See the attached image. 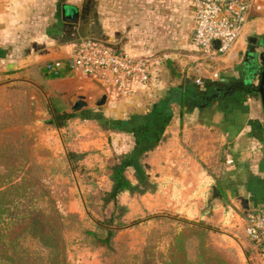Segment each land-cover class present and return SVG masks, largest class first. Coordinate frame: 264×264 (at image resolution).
<instances>
[{"label":"crops","instance_id":"obj_1","mask_svg":"<svg viewBox=\"0 0 264 264\" xmlns=\"http://www.w3.org/2000/svg\"><path fill=\"white\" fill-rule=\"evenodd\" d=\"M69 6L78 9L76 5L63 3L53 18L45 20V17L39 18L34 0H0V144L7 142L10 133L24 127L43 132L42 138L34 137L36 145L44 143L53 147L55 132L58 131V139L72 144L73 151H84V145L75 143L81 137L77 135L71 139L64 136L62 129L65 130V125L59 127L55 119L45 121L41 117L28 125H16L14 95L18 93L17 88H27L35 99H44L48 103L54 99L60 112L69 111L65 104L71 100L74 109L79 100L86 101L81 96L87 95L88 91L95 92L101 100L106 97L99 112L113 119L125 120L137 114L147 115L156 108L164 111L171 108V116L165 117L167 121L161 124L162 127L158 126L160 136L157 144L149 147L148 140L143 138L144 147L139 158L145 175L144 184L153 181L154 190L160 194L171 191L169 198L165 196L163 199L165 205L169 200L179 205L183 196L177 193L190 191L192 213L199 221L219 227V231L236 228L227 236L237 243L246 258L259 260L261 255L245 231L248 215L264 207V117L257 102L253 101V95H245L240 89L238 91L245 96L243 102L233 96L202 106L191 103L183 106L177 102L167 106L165 103L172 88L182 85L204 89L209 81L223 80H235L240 85L253 84L249 77L254 74L246 72L241 79L242 67L239 64L232 66L233 61L240 57L250 32L256 29L257 33L264 34V12L254 13L244 35L224 58L225 72L219 79H212L211 70L204 65L193 44L192 34L189 47L196 53L177 49L186 43L181 38L183 29L188 32L191 28L193 32L194 16L188 0H116L110 21H96L91 38L137 56H153L158 50L165 55L160 59L154 57L159 61V78L124 98L117 95L112 87L103 86L87 76L76 74L50 78L46 72L48 61L70 58L76 42L88 37L82 36L89 31L81 17L78 23L64 20L65 14H69L64 10ZM260 46L264 48L263 44ZM237 70L239 76L235 74ZM161 72L163 77H160ZM199 77L204 79L202 85L197 84ZM31 96L29 103L32 102ZM35 108L38 109L37 106ZM88 111L73 117L82 116L84 121L97 122L96 115L86 117ZM78 119H74V123H81ZM109 134L115 141L114 150L120 155L136 150V134L121 131H110ZM222 145L228 148L224 156L226 162L229 165L235 162L226 170L221 169L219 162L218 153L225 148ZM70 154L75 155V152L65 149L69 162ZM216 172L224 174L223 179H216ZM135 178L139 181L138 173ZM130 181L134 183V180ZM112 185L113 181L108 190ZM150 190L152 187L141 193L145 200ZM126 193L121 194L118 200ZM146 206L151 207L149 199ZM240 228L243 234H239Z\"/></svg>","mask_w":264,"mask_h":264},{"label":"rangeland","instance_id":"obj_2","mask_svg":"<svg viewBox=\"0 0 264 264\" xmlns=\"http://www.w3.org/2000/svg\"><path fill=\"white\" fill-rule=\"evenodd\" d=\"M34 2H36L39 18L45 17V20L53 18L54 13L60 11L63 3L78 6L81 12L80 17L86 22L87 29L91 32L84 33L83 37H93L96 21L100 22L103 19L104 22H109L112 8L116 4V0H34ZM74 8L76 7L69 6L68 13H71ZM40 23L45 24L42 21ZM186 30L183 29V34ZM183 34L181 38L185 39L186 43L177 49L196 53L189 47L191 28ZM263 35L257 33L256 29L251 31L246 37L240 57L233 61V68L239 64L243 69L241 79L246 73L245 59L248 52L255 48L257 53L264 51L263 47L252 44L250 39L253 37L249 36L263 37ZM227 55L222 56L216 65L223 73L225 72L224 58ZM153 57L160 59L165 58V55L158 50L154 52ZM257 62L256 69L252 70L254 75L250 77L255 86L259 83L261 69L259 58ZM238 72L237 70L236 76H239ZM161 76L163 77L162 72ZM17 89L18 93L14 95L16 125H28L41 117L45 118L43 119L45 121L54 119L56 121V115L61 111L57 101L54 102L53 99V102L48 103L44 99H35L27 88ZM252 95L253 101L257 102L260 113L264 117L260 94ZM30 96L31 103H29ZM81 97L86 100V105L80 109H73L74 103L71 100L69 104H65V108L69 110L67 112L78 116L80 112L89 110L85 114L88 118L101 114L100 118L113 119L111 116L104 115V112H99L105 103L101 104L103 98L101 100L98 93L88 91L87 95ZM36 106L38 109L35 108ZM74 119L80 120L81 123H74ZM63 123L64 136L72 137L71 139L76 138L77 135L80 136L81 139L79 138L75 143L84 145V151L79 153L73 151L72 144H65L58 139V131L55 132L53 147H47L44 143L36 145L34 137L37 135L42 138L43 132L32 128L26 130L23 129L24 127L10 133L7 142L0 144V187L15 182L8 186L6 193L0 194V206L8 205L11 213L17 206L19 209L33 208L34 211H42L49 217L59 215L62 218L63 234L68 244L67 257L70 264H143L147 262L168 264L172 254H175L173 264H183L184 257L193 264H264L262 256L259 260L256 257L246 258L237 243L227 236L230 232H235L236 228L229 227L228 231L227 229L219 231L217 229L219 227L199 221L196 214L192 213L194 208L191 207L189 199L190 191L177 193L183 196L179 205H175L169 199L165 205L164 197L169 198L172 192L162 191L160 194L159 191L154 190L153 181L147 182V185L136 181L135 175L138 172L133 166L127 165L125 173L130 180H134V183H139L136 185H139L141 191L128 192L117 202H105L106 192L112 184L110 176L112 167L122 159L128 161L130 159L128 155L132 153L120 155L115 151V141L109 133L125 131L110 128L98 119L97 122L84 121L82 116L72 117L64 120ZM224 147L218 153L222 170L235 164L234 162L229 165L226 162L224 156L228 148L227 145ZM65 149H68V152H75V155L71 154L70 162L65 156ZM214 174L216 179H223L224 174L218 175V172ZM148 187H152L147 194L151 202L150 208L146 206L148 199L145 200L141 194ZM209 192L211 196V190ZM3 216L9 218L11 214ZM109 230H114V235L108 246L101 243L98 238L107 236ZM239 230V234H243L242 228ZM89 231L95 232L98 237ZM24 245L32 249L40 247L36 240L29 237L24 241Z\"/></svg>","mask_w":264,"mask_h":264},{"label":"trees","instance_id":"obj_3","mask_svg":"<svg viewBox=\"0 0 264 264\" xmlns=\"http://www.w3.org/2000/svg\"><path fill=\"white\" fill-rule=\"evenodd\" d=\"M50 78H63L73 76L74 74L68 71L60 74H48ZM235 80H223L208 82L206 88L201 89L197 86H185L180 88H172L169 98L165 105H170L171 102H177L180 105L191 103L194 106H202L217 99H229L230 97L238 98V101L243 102L245 96L238 90H243L245 95L258 94L254 84L240 85L236 84ZM235 89L234 92L226 91L221 94V91L227 88ZM178 97V99H176ZM171 108L166 111L155 109L147 115H133L132 117L121 119L100 118L101 114L94 116L101 120L110 128L131 132L136 134L138 142L136 150L128 156L130 159L125 161L122 159L119 163L112 167L111 179L113 185L111 190L106 192L104 201L117 202L118 197L126 192L141 191L139 185L134 184L126 176L125 169L127 165L136 168L139 175V182L145 183V175L143 167L139 161L144 145L143 138L148 140L149 147H154L160 136L159 127L165 124V117L171 116ZM163 117L161 118L160 117ZM164 115V116H163ZM74 116L72 112H60L56 115V124L59 127L64 125L63 121ZM168 119V118H167ZM167 121V120H166ZM160 124V125H159ZM71 159V154H70ZM11 182L8 185L0 187V194L6 193L8 186L13 185ZM143 192V191H142ZM33 208L19 209L17 206L11 213V208L8 205L0 206V263L6 264H70L67 257L68 244L63 234L62 218L59 215L48 216L42 211H34ZM5 214H11L9 218L4 217ZM208 228L210 226H207ZM92 235L97 236L95 232L89 231ZM114 230H109V233L104 238H98L101 243L110 245ZM36 240L40 247L32 249L24 245L27 238ZM170 258V256H169ZM175 254L171 255L173 264ZM143 264H152L151 262ZM183 264H193L188 258H183Z\"/></svg>","mask_w":264,"mask_h":264},{"label":"built area","instance_id":"obj_4","mask_svg":"<svg viewBox=\"0 0 264 264\" xmlns=\"http://www.w3.org/2000/svg\"><path fill=\"white\" fill-rule=\"evenodd\" d=\"M193 11L192 40L203 63L219 62L230 54L244 35L255 12H264V0H188ZM219 40L218 48L214 41ZM159 61L153 56H137L118 51L91 37L80 39L68 59H53L45 64L48 74L68 71L92 78L97 83L112 87L124 98L132 96L159 78ZM216 66L210 71L212 79L221 77ZM198 85L204 83L198 78ZM245 231L264 257V207L252 211L246 220Z\"/></svg>","mask_w":264,"mask_h":264},{"label":"water","instance_id":"obj_5","mask_svg":"<svg viewBox=\"0 0 264 264\" xmlns=\"http://www.w3.org/2000/svg\"><path fill=\"white\" fill-rule=\"evenodd\" d=\"M64 20L71 22V23H78L80 20V12L77 8H74L73 11L71 13H69L68 15L65 14L64 16ZM264 45V43H262ZM220 45V41L219 40H215L214 41V46L216 48H218ZM248 55H251V59L249 62L245 63V70L246 72L251 75L252 74V70H255L257 67V60L258 58L261 60V66H260V74H259V83L256 86V90L257 92L260 94V98H261V102H262V106H263V110H264V51L257 53L256 52V48L253 49L252 51L248 52ZM218 63L215 61H208L205 62L204 65L209 69V70H214V68L216 67ZM251 72V73H250ZM255 72V71H254ZM254 74V73H253ZM250 78V77H249ZM248 78V80H249ZM235 89L231 90L230 92H234ZM106 101V97L103 98L101 104L105 103ZM86 105V102L83 100H79L76 105L74 106V109H80L83 106Z\"/></svg>","mask_w":264,"mask_h":264},{"label":"flooded vegetation","instance_id":"obj_6","mask_svg":"<svg viewBox=\"0 0 264 264\" xmlns=\"http://www.w3.org/2000/svg\"><path fill=\"white\" fill-rule=\"evenodd\" d=\"M64 12H66L67 14H68V10L66 9V10H64ZM251 41H252V44H256V45H260V44H262V43H264V38L263 37H260V38H256V37H253V38H251L250 39ZM256 45H254V46H256ZM252 51V50H251ZM250 52V51H249ZM251 55H247V57H246V59H245V63H247V62H249L250 61V59H251ZM232 89L231 88H227V90L225 89V90H223V91H221V94H224V93H226V91H231Z\"/></svg>","mask_w":264,"mask_h":264}]
</instances>
